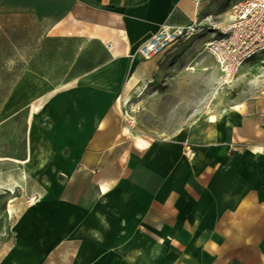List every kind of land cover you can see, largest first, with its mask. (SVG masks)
<instances>
[{
  "label": "crops",
  "instance_id": "0c3cea01",
  "mask_svg": "<svg viewBox=\"0 0 264 264\" xmlns=\"http://www.w3.org/2000/svg\"><path fill=\"white\" fill-rule=\"evenodd\" d=\"M236 1L0 0V124L25 113L3 264H264V85L167 139L132 136L122 107L161 25Z\"/></svg>",
  "mask_w": 264,
  "mask_h": 264
},
{
  "label": "rangeland",
  "instance_id": "374dc122",
  "mask_svg": "<svg viewBox=\"0 0 264 264\" xmlns=\"http://www.w3.org/2000/svg\"><path fill=\"white\" fill-rule=\"evenodd\" d=\"M228 11L225 5L218 12L214 10L217 17L213 22L223 19L220 15L228 14ZM203 36L201 34L183 42L184 46L197 38L204 41L206 36ZM154 59L160 68L151 82L143 86H147L145 93L138 97L137 92V98L132 100L138 109L136 112L127 109V115L134 121L132 129L149 138L177 136L192 123L215 115L237 98H250L258 91V86L252 83L264 85V63H251L241 69L252 68L239 83L237 80L241 71L229 87H222L214 60L201 44L193 48L190 55H159ZM12 74L15 76V73ZM5 90L6 87L3 92ZM24 130V112L0 124V264L6 262L15 249L18 218L15 214V168L6 164L10 162H1V159L22 156Z\"/></svg>",
  "mask_w": 264,
  "mask_h": 264
},
{
  "label": "built area",
  "instance_id": "2783aa9c",
  "mask_svg": "<svg viewBox=\"0 0 264 264\" xmlns=\"http://www.w3.org/2000/svg\"><path fill=\"white\" fill-rule=\"evenodd\" d=\"M196 13L203 2L192 0ZM217 16L213 12L202 17L199 22L185 26L161 25L158 30L140 45L137 56L143 60L153 59L175 46L203 34L204 50L214 60L220 75L222 87H229L245 65L264 63V0H239L231 4L225 25L213 22ZM203 36V37H204ZM128 127L134 121L124 113ZM183 155L193 158L195 153L185 146ZM35 198L30 199L32 203Z\"/></svg>",
  "mask_w": 264,
  "mask_h": 264
},
{
  "label": "bare ground",
  "instance_id": "6f19581e",
  "mask_svg": "<svg viewBox=\"0 0 264 264\" xmlns=\"http://www.w3.org/2000/svg\"><path fill=\"white\" fill-rule=\"evenodd\" d=\"M224 16H226L227 14L226 13H224L223 14ZM223 17V16H222ZM194 42H196L195 43V46L194 47H197L198 45H202V42L203 41H201V38H197ZM194 42H192V43H194ZM203 46V45H202ZM205 70V69H204ZM146 88H147V86L145 87V88H143V87H140L139 88V96L138 97H140V96H142L144 93H145V90H146ZM123 106V113H127V109H130L131 110V112H136V110L138 109L137 108V106H135L134 104H132V101H131V99L130 100H127L125 103H123L122 104ZM210 119H213V116H210ZM127 132H130V134L132 135V136H134V137H136L137 136V134H136V132L134 131V130H131V131H127ZM6 191H8L9 192V190H7V189H5Z\"/></svg>",
  "mask_w": 264,
  "mask_h": 264
}]
</instances>
